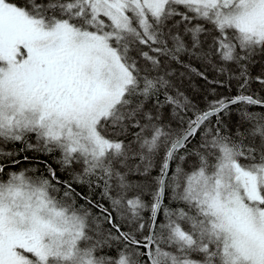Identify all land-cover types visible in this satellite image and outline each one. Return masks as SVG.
I'll list each match as a JSON object with an SVG mask.
<instances>
[{
	"label": "snow or ice",
	"instance_id": "6c2138e0",
	"mask_svg": "<svg viewBox=\"0 0 264 264\" xmlns=\"http://www.w3.org/2000/svg\"><path fill=\"white\" fill-rule=\"evenodd\" d=\"M0 264H264V0H0Z\"/></svg>",
	"mask_w": 264,
	"mask_h": 264
},
{
	"label": "trees",
	"instance_id": "16d2710c",
	"mask_svg": "<svg viewBox=\"0 0 264 264\" xmlns=\"http://www.w3.org/2000/svg\"><path fill=\"white\" fill-rule=\"evenodd\" d=\"M192 63L194 67L197 68L201 67V65L196 61H193ZM175 67L177 68L178 73L185 71L183 68H180L179 66H175ZM253 71L258 72L259 67L257 66V68H255ZM213 75L214 73L209 72L210 79L212 78ZM180 87L181 90L184 91L186 95H188L194 102L199 103L200 106L203 107V99L204 96L206 95V88H207L205 81H203L202 79H200L195 75L189 74L181 78ZM218 91L225 92L226 94V90L224 89H219ZM233 94H235L234 90H233Z\"/></svg>",
	"mask_w": 264,
	"mask_h": 264
}]
</instances>
